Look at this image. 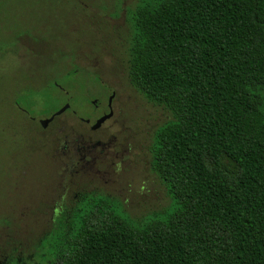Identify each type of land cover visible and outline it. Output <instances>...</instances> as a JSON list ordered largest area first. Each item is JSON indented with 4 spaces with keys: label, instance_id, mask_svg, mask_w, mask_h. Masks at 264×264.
Returning <instances> with one entry per match:
<instances>
[{
    "label": "trees",
    "instance_id": "trees-1",
    "mask_svg": "<svg viewBox=\"0 0 264 264\" xmlns=\"http://www.w3.org/2000/svg\"><path fill=\"white\" fill-rule=\"evenodd\" d=\"M132 2L125 66L172 115L151 145L172 205L142 224L103 205L39 239L36 259L264 264V0Z\"/></svg>",
    "mask_w": 264,
    "mask_h": 264
},
{
    "label": "rangeland",
    "instance_id": "rangeland-1",
    "mask_svg": "<svg viewBox=\"0 0 264 264\" xmlns=\"http://www.w3.org/2000/svg\"><path fill=\"white\" fill-rule=\"evenodd\" d=\"M120 2L122 0H0L2 250L8 242V236L20 246H30L38 242L43 235L41 227L33 224V218L29 220L27 217H14L13 212H17L15 209L19 210L26 204L36 203L41 197L43 187L57 180L55 168L44 155V151H36L35 148L30 150L32 144L41 137L36 131L26 132L27 121L18 110L17 104H44L49 108L54 104L57 108L59 97L56 96L60 94V90L58 86H47L59 80L63 87H71L74 78L67 75L76 71L75 64L82 68L92 67L97 61L99 66H103L98 72L106 82L115 84V89L126 102L123 117L127 126L132 129L131 141L134 145L130 166L122 170L116 180H94L89 189L97 190L103 195H111L115 202L124 206L126 215L140 224L151 217L166 214L172 205L166 187L152 169V154L149 150L155 131L168 122L172 115L150 102L129 82L123 64L127 53V30L124 27L126 18L122 17L124 7L120 6ZM125 2L127 8L132 0ZM119 9L121 15L115 19ZM11 33H36L43 38L42 42L48 48L41 45L33 51L26 39L5 47V40ZM38 48L46 49L44 51L49 52L48 57L36 54ZM8 49H13V54L5 51ZM4 52L9 55L2 57ZM85 52L95 53L90 62H86ZM74 54L77 55L75 64L72 61ZM83 81L80 79L79 88L76 90L75 101L78 106H82ZM91 87L93 92L95 88ZM25 93L31 96L22 97L16 103L18 96ZM26 158H29L32 164L27 176L22 177L19 164ZM95 202L98 206L108 207L109 210L120 211L114 203L104 198H97ZM45 219L50 218L47 216ZM3 262V256L0 254V264ZM35 262L45 264L42 258L32 261L31 264Z\"/></svg>",
    "mask_w": 264,
    "mask_h": 264
},
{
    "label": "flooded vegetation",
    "instance_id": "flooded-vegetation-1",
    "mask_svg": "<svg viewBox=\"0 0 264 264\" xmlns=\"http://www.w3.org/2000/svg\"><path fill=\"white\" fill-rule=\"evenodd\" d=\"M120 6L124 7L122 17L126 18L125 0L120 2ZM120 15L121 13H117L115 19H118ZM126 19L124 23L127 24ZM107 20L113 22L110 18ZM124 27L126 28V26ZM24 39L28 41L33 51L34 48L41 45L48 48L42 42L43 38L36 33H11L10 37L5 40V47ZM46 49L38 48L36 54L48 57L49 52L45 53L44 51ZM8 50L5 51L13 54V49ZM86 54V62H90L91 56L95 53ZM7 55L9 54L4 52L2 57ZM76 56L74 54L72 59L74 64ZM125 62L126 56L123 60L126 68ZM74 67L76 71L67 75V77L76 80V82L73 80L71 87H63L59 80H55L47 86H58L60 90V94L56 96V98L59 97L57 98L59 106L57 108L54 106V110H50L44 104L42 106L34 105V103L30 106L17 104L18 110L22 112L27 121L26 132L36 131L41 137L40 140L32 144L30 150L33 151L35 148L36 151H44V155L50 159L54 166L57 177V180L43 187L41 197L36 203L26 204L19 210L13 208L17 211L13 212L14 217H27L29 220L33 218V224L41 227L40 231L43 235L39 239L48 237L51 233L61 232L66 229L65 226L70 229L79 221L76 220V217L97 215L98 209L103 206H98L95 202L97 198H104L108 202L116 204L122 212L125 210L124 206L115 202L111 195L107 196L97 190H90L89 186L94 180H116L118 174L131 164L130 158L134 145L131 141L132 129L127 126V121L123 117L126 102L122 100L115 89V84H109L100 75L98 70L103 66H99L97 61L96 65L92 67L82 68L76 64ZM78 78L84 80L82 106H78L75 101L76 90L79 88L80 82ZM129 82L133 86L130 79ZM91 86L95 88L93 92ZM27 95L31 96L28 93L20 94L16 103ZM63 108H66L65 111L54 115ZM31 164L29 158L19 164L22 177L27 176ZM47 216L50 219H45ZM39 243L40 241L30 246L27 244L20 246L17 241L9 243L13 249V256L6 257L3 264H31L36 260L37 249L41 244ZM42 259L45 264H52L54 260L46 254H42ZM53 264L60 263L56 259Z\"/></svg>",
    "mask_w": 264,
    "mask_h": 264
},
{
    "label": "water",
    "instance_id": "water-1",
    "mask_svg": "<svg viewBox=\"0 0 264 264\" xmlns=\"http://www.w3.org/2000/svg\"><path fill=\"white\" fill-rule=\"evenodd\" d=\"M65 109H66V108H63V109L59 110V111L56 112L54 115H59V114H61L63 111H65Z\"/></svg>",
    "mask_w": 264,
    "mask_h": 264
}]
</instances>
